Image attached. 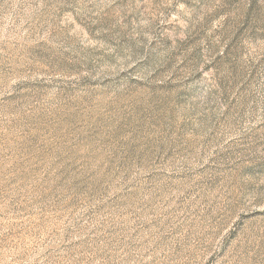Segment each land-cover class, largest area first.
Returning <instances> with one entry per match:
<instances>
[{
  "label": "rangeland",
  "instance_id": "obj_1",
  "mask_svg": "<svg viewBox=\"0 0 264 264\" xmlns=\"http://www.w3.org/2000/svg\"><path fill=\"white\" fill-rule=\"evenodd\" d=\"M0 264H264V0H0Z\"/></svg>",
  "mask_w": 264,
  "mask_h": 264
}]
</instances>
